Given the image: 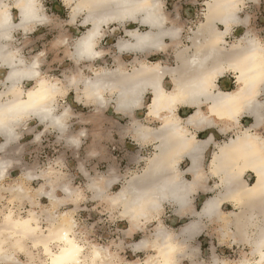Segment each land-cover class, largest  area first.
Here are the masks:
<instances>
[{
  "label": "bare ground",
  "instance_id": "6f19581e",
  "mask_svg": "<svg viewBox=\"0 0 264 264\" xmlns=\"http://www.w3.org/2000/svg\"><path fill=\"white\" fill-rule=\"evenodd\" d=\"M65 1L71 5L69 23H75L81 17L79 23L86 27L72 41L67 56L75 64L98 61L106 54L99 46L106 33L104 27L110 28L109 25L116 23L118 27L111 30L122 27L128 38H118L114 44V55L131 54V67L123 66L125 62L121 58L122 63L114 68L91 67L94 63L86 67L90 70L88 75L78 69L77 73L64 79L48 78L40 71L36 56L27 61L19 49L11 44L15 32L26 33L48 20L40 0H0V180L11 163L4 153L18 138L17 129L27 120L36 119L45 124V128L54 129L60 134L67 131L70 108L61 105L58 110L57 102L60 96H65L70 86L77 91L78 101L94 107L96 112L110 108L129 118L128 129L139 145L158 140L154 146L159 152L155 151L149 159L150 172L138 175L137 180L127 177L128 182L107 199L111 206L119 207V213L127 218L132 228L142 227L143 223L154 216L156 218L151 239L142 238L133 244L136 249L150 247L152 253L147 254L143 261L131 264H177V257L186 253L183 251L185 234L178 239L162 224L158 214L165 202L174 204L177 211H192L190 194L195 191L194 187L201 186L204 178L201 168L203 150L212 140L211 136L206 140L196 139V131H191L188 126L198 128L223 124L225 128L220 129L236 127L237 131L217 144L212 153L210 170L218 176V181L214 183L216 193L206 197L199 210L192 211L194 217L183 226V231H187L189 237L198 232L203 227L201 218H221L229 226L236 224V234L240 240L251 242L255 262L263 264L264 136L257 130L264 121V45L256 37L250 36L248 31L228 47L224 39L233 25L243 21L237 12L244 0H207L205 20L193 31L191 43L185 45L184 50L178 49L182 27L169 20L163 0ZM13 8L16 9V20ZM130 21L137 22V25L128 27L126 23ZM217 22L224 26L223 29L217 28ZM201 35L202 41L199 39ZM88 42L93 54L84 51ZM170 46L175 53L174 65L163 64L158 59L149 60L153 52L166 51ZM189 48H193L190 53L187 52ZM226 71L234 73L236 83V87L228 91L219 89L216 83ZM166 76L171 82L169 88L165 86ZM31 81L29 88H23L24 82ZM148 93L147 115L159 120V127L145 125L134 117L135 111L142 109ZM181 104L193 108L185 122L177 113ZM242 116L252 120L239 128L237 125ZM68 140L78 145L77 138ZM185 155L192 163L187 168L193 175L192 179L183 178L179 170L172 166ZM247 170L254 173L252 183L243 178ZM146 174H149V179L143 183L141 177ZM34 176L29 170L24 173L28 179ZM40 176L44 182L36 189V194L44 195L51 204L61 203L57 189L65 193V199H71L74 194L77 196L75 190L52 169L42 172ZM99 177V180L92 179L90 185L97 196L104 195L107 184L111 182L104 175ZM10 188L16 192L15 197L27 193L21 185ZM226 201L235 204L239 211L224 214L221 207ZM8 211L3 213L0 221L2 259L15 260L13 254L6 250L7 245L22 250L24 241L29 240L33 246L41 247L47 259L45 264L111 262V252L107 247L95 244L87 246L79 240L76 223L68 211L56 214L58 218L51 220L46 228L39 225L33 210H28L25 216L14 215L13 209ZM227 216L231 219L227 220ZM249 228L255 232L249 234ZM228 231L230 229L222 232V235H227ZM231 234L234 237L233 231ZM53 244L55 249L52 248ZM212 261L211 264H219L215 256ZM245 261L243 259L240 264Z\"/></svg>",
  "mask_w": 264,
  "mask_h": 264
},
{
  "label": "rangeland",
  "instance_id": "374dc122",
  "mask_svg": "<svg viewBox=\"0 0 264 264\" xmlns=\"http://www.w3.org/2000/svg\"><path fill=\"white\" fill-rule=\"evenodd\" d=\"M199 1L202 2L203 0ZM244 1L245 2H243L239 12L243 21L237 26H232L230 32L226 35V43L232 44L238 38L242 37L246 31H248L250 36L256 37L264 45V0ZM40 2L43 7V12L46 14L48 20L39 26L43 30L44 34L35 43L38 45V49L41 47L48 49V63L39 64V69L42 68L43 74L48 78L59 77L64 79L65 76L77 73L78 69H81L84 75H88L90 74V70L86 67L94 63L96 67L105 66L108 68H114L118 63H122L120 61L121 58H123V61L125 62L123 66L127 68L131 67L130 55H114V44L117 42L118 38H128L125 36L122 27L117 28V31L111 30L114 27H118L116 23L109 25L110 28L104 27L106 33L101 39L99 46L106 51V54L98 61L88 60L75 64L72 59L67 56V52L70 49L74 38L86 30V27L79 23L81 17L76 19L77 22L69 23L71 5L66 3L65 0H40ZM198 8V11L188 18V22L185 25V31L183 33L184 37L188 36L190 28L194 29L196 24H198V21L203 20L202 12H204L205 5L199 4ZM12 13L14 19L16 20L17 15L15 8L12 9ZM127 26H129V24H127ZM14 35L15 37H13L11 44L13 47H17L19 49L20 53L27 61L31 60L34 55L38 58L44 57V52L38 49L31 51V47L29 46L25 49L22 48L23 41H26L25 37H34V31L31 33H20V31H18L15 32ZM118 57L120 58L118 59ZM157 58H160L163 61V64L166 63L174 65L176 63L175 57L171 54L166 55L165 57L162 55H151L149 60L155 61ZM47 68L48 71H46ZM223 76L221 77L229 79L230 89L236 87L233 72L226 71ZM166 81H168V78ZM63 83H65L64 80ZM23 84V88H29L32 81L24 82ZM76 96L77 91L68 86L65 96H60L59 102H57L58 110H60L63 102V105L68 104V107L71 106L73 110L72 112H74V114H70L66 121L67 131L64 134H60L54 129H52L53 132L39 134L41 127L45 128V124L38 122L36 119H31V121H27L28 125L31 124V126H34V124H37L35 123L36 120L42 126L38 125L37 129L33 133H25V135L19 138V143H21L20 150L16 147L17 138L15 143L12 145V147L15 148V152L11 151L9 147L6 153H4V156H7L10 160L13 157H16V160H14V162L6 168L5 175L0 180V221L3 213L9 212L8 209H13L14 215L20 214L22 216L27 215L28 210H33L38 217L39 225L46 228L50 225L51 220H56V218H58L55 216L56 214L58 215L60 212L68 211V214L76 223L75 231L79 240L82 242L84 241L87 246L95 244L107 247V249L111 252V262L109 264H131L134 261H143L146 255L152 253V251L146 250L135 254L132 250L126 248L127 246L125 245L123 238V228L130 227V223L127 218L119 213V207L111 206L105 200L121 187V183L119 182L113 185L111 189H105L104 195H102L103 200H100L99 202L86 198V194L91 195L90 191L93 192V188L90 186L92 184V178H94L93 176L96 174L106 176L109 173V166L105 161H101L99 162V167L96 168L97 171L88 169L90 171V173H88L81 167L84 172V176H81L79 173V161L84 158L82 149L84 144L80 143L76 133L79 131L78 135H83V139L88 140L86 131L87 129L91 130L93 127V120L90 117V113L94 107L92 108L91 106L82 105L77 101ZM149 100L150 94L148 93L145 96L143 108L139 110L142 113V116L147 114V103ZM78 113L83 114V116H76ZM110 121H117L122 127H126L129 122V118L114 112L110 108L100 111V126L102 129L101 145H105L104 149L107 152L109 151L113 160L119 164L117 165L119 171H121V173H125L127 172L126 168L128 166L130 168V164L127 163V158L122 157L124 150H122L121 145L118 143V146L116 144L109 143L105 140L106 137L103 135V130L112 128ZM27 123L17 129L18 133H21V130L27 126ZM141 123L150 126H158L160 122L155 118L149 119L143 117ZM257 131L260 135L264 136V121L263 126H261ZM72 137L78 139V145L68 140V138ZM115 137H117V135ZM126 141L130 146L133 145V141L130 136L126 138ZM66 143L68 145L77 146L76 155L68 150ZM152 146L153 145H146L144 147L145 155L149 154L153 150ZM134 166L136 167V164ZM51 169L53 172L58 173V177L64 180L72 189L75 190L77 196L74 194V196L72 195L69 200L65 201L64 199L60 200L61 203L51 204L47 197L36 194V189L44 182V178L40 176L41 173ZM27 170L34 173L35 176L30 179L25 178L24 173ZM71 175H74V178ZM248 181L249 183H252L254 181V177H250ZM17 185H21L22 188L27 191L24 196L21 197V195H18L15 197L16 192L10 190V187ZM87 187H89L90 190ZM56 193L58 197H63L65 195V193L59 189L56 190ZM206 195L209 196L210 194ZM202 202L203 199H198L196 201L198 210L200 209ZM221 208L224 214H227L229 211H239V208L233 203L223 204ZM226 218L227 220L231 219L230 216H227ZM162 219L164 220L162 224L165 227L182 226L183 223L191 220L188 217H184L180 219V223H170L168 217L162 216ZM156 222V218H151L149 221L143 223L142 227H155ZM209 227L210 229L212 227L214 234V237L212 238L213 242L208 243L201 240V237L198 238V241L201 240L202 244L198 255L199 262L196 264H211L214 256L218 258L219 264H240L243 259H246L244 264H258L255 262L256 255L251 254V242L241 241L238 235H236V224H230L229 226L223 221V219L220 218L214 219L212 223H209ZM227 229H230V233L233 231L234 238L230 236L229 233L225 236L222 235V232H225ZM248 230L249 234H253L255 232L254 230L253 232L251 228ZM152 232L153 231L148 234L150 235ZM139 238L140 235H136L135 237L133 236L129 239L132 241H138ZM202 238L206 237L202 235ZM9 242L10 241H8L6 245L9 244ZM232 242L238 243L233 244ZM52 248L55 249L54 244L52 245ZM6 250L13 254L15 260L8 261L4 258H0V264H45V262H47L46 256L42 252L41 247L33 246L29 240L24 241V248L22 250H18L10 244L6 246Z\"/></svg>",
  "mask_w": 264,
  "mask_h": 264
},
{
  "label": "crops",
  "instance_id": "0c3cea01",
  "mask_svg": "<svg viewBox=\"0 0 264 264\" xmlns=\"http://www.w3.org/2000/svg\"><path fill=\"white\" fill-rule=\"evenodd\" d=\"M206 1L207 0H203L202 2H200L199 0H163L164 10H165L166 14L168 15L169 20H171L173 23L182 27V31L180 34L181 42H180V45L178 46V49L184 50L185 45H187V46L190 45V43H191L190 37L194 36L193 31L197 28V26L200 22H203L205 20V16H204L205 9H204V12H202L203 13V20L198 21V24H196L194 29L190 28L189 32H188V36L184 37L183 33L185 31V25L188 22V18L190 16H192L196 11H198V9H199L198 5L199 4H204L205 8H206ZM253 1H256V0H253ZM239 12H240V10L237 12V16L241 18ZM127 24H129L130 27H133V26L137 25V22L130 21V22L126 23V25ZM239 24H241V23H239ZM239 24H237V25H239ZM40 25H42V24L36 25L34 28H32L30 31L27 32V33H29V32L31 33L34 31L35 35H34V37H29V36L25 37L26 41H23V43H22L23 49H25L28 46L31 47V51L38 49L37 48L38 45L35 42H37L39 40V38H41L42 35L44 34L41 27H39ZM215 25L217 26L218 29H223V27H224L219 22L215 23ZM227 34L224 35L225 41H226V35ZM202 35L199 37V39L201 38V41L203 39ZM226 47H228V44L226 45ZM38 50L44 52V57L38 58L36 55H34V56L37 57V59L40 62V65L41 64H47L48 63V60H47L48 49L47 48L45 49V47H43V48L41 47ZM192 50H193V48H189L187 52L190 53V51H192ZM226 50H227V48H226ZM165 54L166 55L171 54L172 56L175 57V53L173 51L172 46L168 47L166 49V51L153 52L151 55H162L165 57L166 56ZM128 55L131 56V54H128ZM157 59L162 61L160 58H157ZM162 63H163V61H162ZM170 65H172V64H170ZM91 67L95 68L96 65L94 64ZM40 71L43 73L42 68H40ZM46 71H48V68ZM167 78H168V81H166ZM164 82H165V86L167 88H169L170 86H168V85H171V82H170V79L168 76H166L164 78ZM216 83H217L218 88L221 90L228 91L230 89L228 78H222L220 76L217 79ZM77 101H78V99H77ZM78 102H80L82 105L88 106V105L82 103V101H78ZM62 105H63V102H62ZM69 108H70L71 114H74V112H72L73 110H72L71 106H69ZM190 109H192V110H190ZM139 110L140 109L135 111V115H134L136 120H138L139 122H141L143 117L149 118V119L153 118V117L148 116L147 114L142 116V113ZM191 111H193V108H191V106L181 104L178 107L177 113H178V116L181 118V120L183 122H185V119L187 118V116L190 114ZM90 114H91L90 117L93 120V127L91 130L87 129V131H86L88 140L83 139L84 138L83 135H78L79 131L76 133V136H78L80 143L84 144V146L82 147L83 153H84L83 154L84 158L81 159L80 161L78 160L79 161L78 170H79V173L81 174V176H84L83 175L84 172L82 171L81 167L86 172L90 173V171L88 169L95 171L96 168L99 167V162L105 161L107 163V165L109 166L108 167L109 173L106 176L104 175V177L106 179L111 180V182L109 184H107L108 186L106 187V189L108 190L109 188L111 189V187L113 185H115L119 182L121 183V187H122L123 184L128 182L127 177H131L134 180H137L138 175L150 172L151 166L149 165V162H150L149 159H150V157L154 156L155 151L159 152L158 148H155V146H154L155 142L157 143L158 140L157 141L154 140L153 142L152 141L145 142V143H142L139 145L136 142V140L134 139L133 134L131 133V131L128 129L127 126L122 127L117 121L116 122L110 121L112 128L108 129V130H103V135L106 137L105 140H107L109 143H112V144L117 145V143H118L119 145H121L122 150H124L122 157L127 158V163L130 164V168H129V166L126 168L127 172L121 173V171H119V168L117 166L119 164H117L113 160L111 153L109 151L107 152L104 149L105 145H101L102 129L100 126L101 125V123H100V112L97 113L93 109ZM76 116L81 117V116H83V114L78 113ZM248 118L249 117H247V116L240 117L239 125H237V127L242 128L245 125H247L248 123H250L252 119H250V118L248 119ZM27 121H31V119L27 120ZM35 123H37V124H34V126L33 125L31 126V124L28 125V123H27V126H26L27 128L26 127L23 128V130H21V133H19L20 136L18 137L17 142H16V147L19 150L21 148L20 147L21 143H19V138L22 137L23 135H25V133H28V132L33 133L37 129L38 125L42 126L36 120H35ZM159 125H160V123L158 124V127H159ZM222 125L223 124H221V125L220 124H218V125H205V126L198 127V128H195L191 125L188 126V128L191 131H196L195 132L196 139L201 141V140L209 139L210 136L212 138L211 142L209 140L208 145L203 150V155H202V159H201V168H202V171L204 173V178L202 177L203 180H201V184H200L201 186L198 188L194 187L195 191H193V193L190 194V195H192L191 200H190V206H191V210L193 212H196L198 210L197 205H196V201L198 199L204 200L206 197L214 195L217 191V188H215L214 183L216 181H218V176H217V174H214V173L212 174V172L210 170L211 169L210 168V160L212 157V153H213V151L216 150L217 144L227 140L228 137L232 136L234 134V132L237 131L236 127L233 129H220L221 127H223ZM261 126H263V122L258 127V129ZM152 127H157V126H152ZM223 128H225V127H223ZM45 132L50 133V132H53V130L51 128L45 129L44 127H41V131L39 132V134L45 133ZM116 135H117V137H115ZM128 136H130L131 140L133 141L132 146H130L128 144V142L126 141V138ZM14 143H15V141L9 145L11 151H13V152H15V148L12 147V145ZM66 145L68 146L67 147L68 150H70L72 153H74L76 155V153H77L76 147L77 146L68 145L67 143H66ZM146 145H153L152 146L153 150L147 155H145V150H144V147ZM14 160H16V157H13L11 159L12 162L10 164H12L14 162ZM135 164H136V167L134 166ZM161 164H163V163H161ZM172 166L179 170V173L183 178H185V179H192L193 178V175H191V173L189 171H187V168L192 166L191 160L189 159L188 155H185L182 159L177 160L175 164H172ZM88 167H90V168H88ZM128 173H130V174H128ZM71 176H73V178H74V175H71ZM93 177L94 178H92V179L99 180L98 179L99 174L98 175L96 174ZM250 177H254V173L250 170L245 171L243 174V178L248 183H249L248 180ZM148 179H149V174H146V176L141 177V182H143V183L147 182ZM112 180H115V181H112ZM87 188L90 190L89 187H87ZM90 193H91V195L86 194V198L95 200V202H99L100 200H103L102 195L97 196V195L93 194L92 191H90ZM206 194H210V195L207 196ZM203 195H205V196H203ZM60 198H61L60 200L65 199L64 196L60 197ZM66 200H69V199H65V201ZM105 200L107 203H109L108 199H105ZM223 204L224 205L225 204H232V202L226 201ZM192 211H189V212L177 211L174 204H172L171 202H165V203H163V207L160 210L158 215L160 216V220L162 223L164 222V220L162 219V216L168 217V220L170 221V223H176V222L180 223V221H181L180 219H182L184 217H188V218L192 219L194 217V214H195V213H192ZM153 214H155V213H153ZM154 218H155V216H154ZM201 221H202L201 225L203 227H201L198 232L193 233L192 236H190V237L187 236L188 235L187 231H183V228H184L183 226L188 222L183 223L182 226L180 225L178 227H166L169 231L176 234L178 239H182L183 234H185V237H186V238L184 237V239H186V240L184 242L185 248L183 250L186 253L177 257V264H196L197 262H199L198 261V255L200 253V246L202 244L201 240L206 241L208 243L213 242L212 238L214 237V234L212 231V227H211V229L209 227V223H212L214 221V219L213 218H211V219L201 218ZM153 230H154V227H138V228H136V227H134V228L125 227V228H123V238H124V243L127 246L126 248H129L135 254L139 253V252L146 251V250L147 251L151 250L150 247H148V248L142 247V248L136 249L133 247V244L138 243L142 238L151 239V234L149 235L148 233H150ZM228 233L230 236L232 235L229 231H228ZM136 235H140V238L138 239V241H136V240L132 241L129 239L130 237H133V236L135 237ZM202 235L205 236L206 238H202ZM199 237H201V240L198 241ZM232 243L236 244L238 242H232Z\"/></svg>",
  "mask_w": 264,
  "mask_h": 264
},
{
  "label": "snow or ice",
  "instance_id": "6c2138e0",
  "mask_svg": "<svg viewBox=\"0 0 264 264\" xmlns=\"http://www.w3.org/2000/svg\"><path fill=\"white\" fill-rule=\"evenodd\" d=\"M84 51H85L86 53H88V54H93V53L91 52V43H90V42H88V43L85 44V46H84Z\"/></svg>",
  "mask_w": 264,
  "mask_h": 264
}]
</instances>
